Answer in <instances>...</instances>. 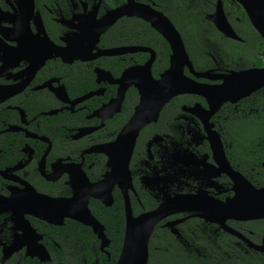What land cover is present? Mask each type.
<instances>
[{
	"label": "flooded vegetation",
	"instance_id": "flooded-vegetation-1",
	"mask_svg": "<svg viewBox=\"0 0 264 264\" xmlns=\"http://www.w3.org/2000/svg\"><path fill=\"white\" fill-rule=\"evenodd\" d=\"M217 2L0 0V264H100L101 255L110 257L106 231L120 228L119 211L124 236L126 205L134 218L175 198L181 203L153 231L166 229L181 245H189L187 231L209 232L212 244L225 233L243 251H255L201 217L218 201L264 190V34L235 0L220 2L236 37L220 32L212 20ZM138 4L171 22L198 75L187 64L183 73L202 87L165 103L140 129L128 172L109 175L108 155L98 146L116 140L139 101L131 84L117 110V80L151 56L155 79L170 64L168 41L135 14ZM124 6L132 14L116 15L102 29ZM125 47L146 50L102 53ZM226 82L233 90L220 94ZM102 181L99 195L110 203L89 197L87 206L104 227V249L77 215L46 202ZM225 224L261 244L264 218Z\"/></svg>",
	"mask_w": 264,
	"mask_h": 264
},
{
	"label": "water",
	"instance_id": "water-1",
	"mask_svg": "<svg viewBox=\"0 0 264 264\" xmlns=\"http://www.w3.org/2000/svg\"><path fill=\"white\" fill-rule=\"evenodd\" d=\"M244 9L247 17L253 24V26L264 34V0H235ZM124 6L121 9H117L112 13V17L109 21L103 23L102 29H106L111 22L115 19L116 15L132 14V7ZM135 14L142 16L145 20L149 21L152 26L163 35L168 41L171 48L170 64L169 67L164 70L158 78H153L151 75V63L153 56L142 66H137L126 70L121 77L117 80L120 84V89L117 98L114 99L112 104L117 108L120 107L121 101L124 96L126 88L133 84L139 94V101L136 105L133 114L127 123L119 131L116 140L98 146V150L108 155V166L111 172L109 175H113L116 169H123L124 172H128L127 164L131 155L132 148L134 146L135 139L140 129L151 121H155L159 115L160 110L172 97L182 93H196L199 92L201 85L194 82L183 73V66L187 64L190 71L194 73L188 55L184 49L183 42L173 27L171 22L161 13L155 11L148 5L138 4ZM212 20L216 28L228 37H236L235 33L228 25L224 12L222 10L221 2L218 0L215 6V10L212 13ZM103 31V30H102ZM99 33V31H98ZM97 40V36L95 41ZM133 50H146L143 47H125L108 49L102 51L106 55L117 54L122 51ZM243 75V74H238ZM264 83V80L261 84ZM220 94L226 95L225 91H231L229 83L221 85L219 88ZM217 88H213L212 94H214ZM248 93V92H247ZM244 95V93L242 94ZM120 154V155H118ZM120 159V161H118ZM121 165V166H119ZM101 183L89 184L87 192H82V195H78V192L71 199H46L49 205H56L58 208H63L68 215L75 214L76 218L89 225L93 232L100 239V248L104 249L109 240L104 234V227L101 225L90 213L87 203L89 197L100 198L104 203L103 198L99 195L101 191ZM110 197V192L106 195ZM182 199L175 198L162 203L152 211L143 213L137 217H131L129 208L126 205V225L124 230V236L122 240L121 250L115 264H148V244L153 229L156 223L171 212L172 207L181 203ZM215 209L210 214H204L201 217L205 221L215 222L220 228L225 231L242 238L248 245V247L258 251L264 252V236L262 242L256 245L246 239L239 232L233 230L225 224V220L228 218L233 219H258L264 218V190H254L253 196L249 197H234L226 202H217L214 205ZM179 209V208H176ZM172 223H167L168 226H172ZM171 231L177 234V230L171 227Z\"/></svg>",
	"mask_w": 264,
	"mask_h": 264
},
{
	"label": "trees",
	"instance_id": "trees-1",
	"mask_svg": "<svg viewBox=\"0 0 264 264\" xmlns=\"http://www.w3.org/2000/svg\"><path fill=\"white\" fill-rule=\"evenodd\" d=\"M214 0H212L213 2ZM240 14H244L240 9ZM117 214L120 228L107 230L111 239L110 257L100 256V264H115L123 238V215ZM206 233V234H205ZM187 231L189 245H181L168 230L156 227L148 244V264H264V252L243 251L225 233L212 244L209 232Z\"/></svg>",
	"mask_w": 264,
	"mask_h": 264
}]
</instances>
